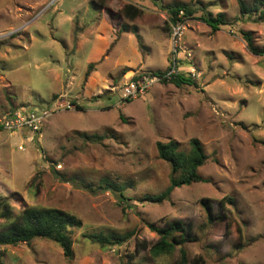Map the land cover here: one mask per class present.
<instances>
[{"label":"rangeland","instance_id":"rangeland-1","mask_svg":"<svg viewBox=\"0 0 264 264\" xmlns=\"http://www.w3.org/2000/svg\"><path fill=\"white\" fill-rule=\"evenodd\" d=\"M179 3L194 11L183 18L179 54L180 75L192 82L157 84L120 106V96L99 89L93 74L116 77L115 63L132 57L127 36L145 65L165 68L167 7ZM127 5L141 10L132 22ZM206 14H224L227 25L214 31L201 20ZM108 19L114 32H104ZM243 32L264 48V22L242 16L237 0H0V118L21 108L52 113L34 143L0 130V198L15 216L26 208L58 209L82 222L72 232L73 258L37 239L0 246V264H180V247L159 258L149 252L159 240L150 226L174 221L192 237L181 246L189 263L202 257L205 264H264V56L247 50ZM192 139L207 155L198 170L206 182L178 188L162 204L145 200L170 186L171 167L157 144L176 141L188 152ZM104 181L116 191L100 190ZM202 200L222 220L211 223ZM5 224L0 220V232ZM98 234L131 237L102 247L89 238Z\"/></svg>","mask_w":264,"mask_h":264},{"label":"trees","instance_id":"trees-1","mask_svg":"<svg viewBox=\"0 0 264 264\" xmlns=\"http://www.w3.org/2000/svg\"><path fill=\"white\" fill-rule=\"evenodd\" d=\"M155 1L159 2V0ZM237 3L242 16H255L257 21L264 22V0H255L252 4H248L245 0H237ZM123 12L125 17L131 22L141 15V10L133 5L125 6ZM181 12L184 13L185 17H190L194 11L188 5L182 3L167 7L171 24L177 23ZM224 19V14H219L216 18L212 14H206L201 20L214 31H218L221 26L227 25ZM122 31L127 32V28L124 27ZM242 37L246 43L247 50L252 55L264 56V48H259L255 45L252 33L243 32ZM137 39L141 45L140 37L138 36ZM90 69L92 70L93 66H90ZM155 73L149 72V74ZM134 79H138V77ZM188 82L192 81L186 79L183 75H179L171 81L164 83H171L176 87H181ZM86 138L89 139L91 137L86 136ZM94 138L102 139L101 137ZM189 147L188 152H183L181 151L180 144L176 141L157 144L159 159L168 163L171 167L170 186L161 195L146 197L145 200L151 203L162 204L170 200L171 195L176 189L183 186H190L194 183L206 182L198 174V170L207 162V155L205 154L204 148L198 139H192ZM56 174L59 180L68 182L65 177L58 173ZM104 183L105 187L100 186V190L110 189L114 192L116 191V187L112 183L106 181ZM120 197H123L122 194ZM228 202L232 205L234 204V199L229 198ZM201 204L206 209L211 223L222 220V218L215 216L214 208L209 201L202 200ZM0 220L6 223L5 229L0 232V246L16 247L20 244H30L37 239H46L56 243L62 249L66 258H73L74 242L72 240V232L82 226V222L76 216L62 210L45 208H26L20 215L15 216L8 199L0 198ZM150 229L159 236V240L150 247L149 252L152 257L159 258L161 256L171 255L176 251L177 247H180V264H205L202 257H196L189 263L187 252L181 246L192 241V237L187 233L188 230L184 223L174 221L164 229H158L151 225ZM130 237L131 234H98L89 236L93 242L102 247L122 246L128 242ZM142 249H145V246Z\"/></svg>","mask_w":264,"mask_h":264},{"label":"built area","instance_id":"built-area-1","mask_svg":"<svg viewBox=\"0 0 264 264\" xmlns=\"http://www.w3.org/2000/svg\"><path fill=\"white\" fill-rule=\"evenodd\" d=\"M182 14V15H181ZM184 13L181 12L177 23L170 26V58L168 68L155 74L143 73L133 77L120 88L119 105L125 102L138 100L147 96L152 88L164 82H169L180 75L179 54L183 52V39L186 31ZM185 52V51H184ZM190 56V55H189ZM195 74V69L191 70ZM52 113L47 110H34L21 108L14 110L0 118V130L6 131L11 137L24 139L26 143H34L36 137H40L44 122ZM20 151H25V145H19ZM61 169V166H57Z\"/></svg>","mask_w":264,"mask_h":264},{"label":"crops","instance_id":"crops-1","mask_svg":"<svg viewBox=\"0 0 264 264\" xmlns=\"http://www.w3.org/2000/svg\"><path fill=\"white\" fill-rule=\"evenodd\" d=\"M122 18H125L124 15H121ZM107 25L105 27H103L104 32L107 31L108 33L114 32L115 29H113V25L111 22H109V19L107 20ZM122 31V30H121ZM119 31V32H121ZM96 34L99 35V37H102L103 40H105V34L101 33L100 30L97 29ZM125 34H121V36H119V40L122 39V37ZM126 36V35H125ZM82 37V36H81ZM127 41H128V45L130 47V50L132 51V57H127L124 58V61L118 60L115 63V66L113 68V70L116 71V77H113L112 75H108L109 77H105L102 76L100 72L95 71V73L93 75H96L95 77V82H93L94 84H101L99 89H102V86L105 85V87H107V93L110 94V92H113V95H119L120 96V92H118L117 90L120 91V88L127 82H129L133 77L141 75L143 73H149V72H160L161 70H166L168 68V53H165V56L167 58V63H166V67L162 68V69H152L150 68L148 65H145V61L144 59H141L139 56V52H137V44L135 43V39H131V36H127ZM83 42V39H80L79 41V46H81ZM151 49V48H150ZM103 52L106 50L105 46H102L101 49ZM139 67L137 70L135 68ZM144 67V68H143ZM146 69V70H143ZM131 74L130 77H128V75ZM88 82V87L90 84H93ZM117 93H116V91ZM111 94V95H112ZM97 94H94L93 91H90V97H95ZM99 96V95H98ZM101 98V96H99ZM99 97L97 99H99ZM75 100V99H74ZM86 101H90V100H86ZM80 103V102H78ZM18 138V137H17Z\"/></svg>","mask_w":264,"mask_h":264}]
</instances>
